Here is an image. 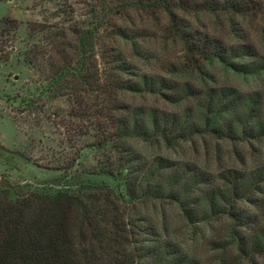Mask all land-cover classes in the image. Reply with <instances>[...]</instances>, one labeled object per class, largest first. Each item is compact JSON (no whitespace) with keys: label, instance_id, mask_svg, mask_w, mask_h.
<instances>
[{"label":"rangeland","instance_id":"1","mask_svg":"<svg viewBox=\"0 0 264 264\" xmlns=\"http://www.w3.org/2000/svg\"><path fill=\"white\" fill-rule=\"evenodd\" d=\"M134 1L0 0V18L18 22L3 50L10 57L0 61V144L9 151L0 150V190L12 198L66 192L102 207L105 223L119 229L114 249L132 264L150 263L134 253L153 249L196 264H264V181L252 180L264 174V70L230 66L264 57V0H239L240 12L212 11L207 0ZM93 26V86L55 79ZM213 42L248 51L206 60L200 50ZM142 76L165 86L126 89ZM152 115L174 120L166 138L120 137L115 128ZM229 171L237 184L256 186L235 197L222 177ZM145 182H172L173 190L190 183L186 201L198 220L189 223L170 199L139 198ZM219 190L225 208L211 214ZM252 242L260 243L255 252Z\"/></svg>","mask_w":264,"mask_h":264},{"label":"trees","instance_id":"2","mask_svg":"<svg viewBox=\"0 0 264 264\" xmlns=\"http://www.w3.org/2000/svg\"><path fill=\"white\" fill-rule=\"evenodd\" d=\"M134 2L140 4L139 0ZM241 4L239 0H207L205 6L212 11L231 10L240 12ZM93 27L92 31H82L79 34L73 49L77 54V59L73 64L69 61H63L58 72L55 73V79L70 75L76 81L90 87L93 86L90 70L91 59L95 57V54L92 40L93 30L97 28L96 26ZM17 30L18 22L15 19L0 18V61L4 62L9 59L10 54L4 53L3 50L8 43L14 41ZM200 48L193 50L201 51L206 60L217 58L222 63L239 58L248 51V48L243 46L235 50L221 49L216 46L215 42L209 43L208 51H205V47L199 51ZM230 66L235 72L257 73L264 70V57L256 58L249 65L231 64ZM163 86L165 84L161 79L142 76L137 83H134L132 87H126V89L133 92L156 93ZM152 118L151 123L148 121L116 120L115 128L120 137H136L145 141L154 136L166 138V135L170 134L168 129L174 125V120L166 116L156 118L152 115ZM148 124L151 127H148ZM216 132L222 133L223 131L216 130ZM182 136L179 135L178 138L180 139ZM0 150L9 152L1 144ZM157 164L159 168L165 167L160 161ZM110 172L105 171L104 173L110 174ZM152 172V170H148V174ZM226 174L222 177L228 182L231 194L237 198L245 196L247 190L256 186V183H253L256 178L264 181L263 174L252 177L253 181L251 180L249 184H237L235 172L229 171ZM230 177L231 179H229ZM232 178L234 181H230ZM173 184L172 182L167 183L166 189L162 187L163 185L149 188L148 182H145L144 187L140 186L141 188L138 189L139 191L143 190L139 198L170 199L178 204L184 218L189 223L195 222L194 220H198L197 209H191L190 204L192 203L186 201V193L190 188V183L189 185L185 183L180 190H173ZM192 184L197 183L193 180ZM134 193L137 194L135 189L131 196L134 197ZM225 196V192L220 190L213 193L208 200V208L211 214L215 213L216 210H224L225 207L220 205V202L226 201ZM229 214L233 216L231 213ZM105 218L106 212L102 207L90 206L81 198L66 192L48 195L31 191L12 198L10 191L7 189L0 190V264H132L125 254L114 249L112 242L118 239L119 229L112 221V224L111 222L105 223ZM234 218L236 217L233 216ZM259 244L252 242L248 250L255 252L260 246ZM237 247H239V252L245 253L240 245ZM134 255L137 258L149 257L150 263L147 264H196L186 261L180 255L169 258L166 251L165 253H158L156 249L145 252V255L141 257L136 252ZM168 255L170 256V254Z\"/></svg>","mask_w":264,"mask_h":264}]
</instances>
